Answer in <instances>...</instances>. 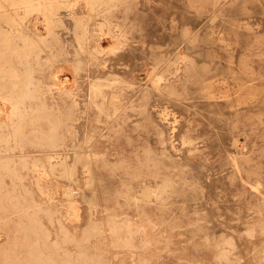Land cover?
Masks as SVG:
<instances>
[{"label": "rangeland", "instance_id": "obj_1", "mask_svg": "<svg viewBox=\"0 0 264 264\" xmlns=\"http://www.w3.org/2000/svg\"><path fill=\"white\" fill-rule=\"evenodd\" d=\"M221 1L213 22L206 0H128L126 21L120 2L117 45L103 7L57 12V81L34 76L65 148L11 144L26 167L0 188L20 202L0 212V264H264V0ZM22 26L46 35L40 13Z\"/></svg>", "mask_w": 264, "mask_h": 264}, {"label": "bare ground", "instance_id": "obj_2", "mask_svg": "<svg viewBox=\"0 0 264 264\" xmlns=\"http://www.w3.org/2000/svg\"><path fill=\"white\" fill-rule=\"evenodd\" d=\"M78 1L79 0H75L71 3L68 0H0V188L5 184L3 182L6 177H8L13 183L19 182L21 179L20 171L26 167L24 164L15 166L12 161L8 159V152L11 149V144L13 147H15V149H23L28 144L35 147L37 146L45 148L50 152L51 156H57L60 152L64 151L65 138L68 134V126L59 115L47 108L46 95L51 94V88H44V83L36 80L34 73L38 72L42 75L44 73H49L50 81L54 84L57 81L58 72L53 70L57 57V52L53 44V40H56L53 32V27L57 22L56 14L61 9L74 14V10ZM206 1L210 2L213 8V10L210 12V19L211 22H213L215 19V12L218 10L222 1ZM120 2L123 3V6L125 7L126 13L123 19L126 21L128 19V10H130L128 7V0H84V9H86V11L89 13L88 19L98 17L99 9L102 7L104 8L103 11L106 12L103 15V20L98 24L97 28L100 33H106L107 36L113 38V40L116 41V45L117 42L120 43V41L128 43L132 38V26L128 28V30L124 31L122 30L121 24L116 23L113 19L115 17L113 12L116 8V5H118ZM35 12L40 13L46 21L45 37L37 36V38H33L25 32L26 29L23 28L24 26H22V21L30 14ZM173 22L175 23L174 18ZM174 23L173 25H175ZM61 25L63 24L61 23ZM75 26L76 29L81 30L80 34H77V41L82 42V40L85 39L83 33V20L76 19ZM192 37L196 38V33H194ZM116 45H114V47ZM78 46L80 47L79 44L77 47ZM54 50L55 53H53ZM48 52H50V55L44 58V55ZM81 52L83 51L81 50ZM149 79H151L152 85L155 88H159L161 86L160 83L165 81L164 77L157 76L154 73ZM112 83L113 81L111 82V85ZM166 83L168 82L166 81ZM100 85L97 83L91 84V88L89 89L91 90L92 101L101 95L102 90ZM70 88L73 89V87ZM67 89L68 88H66V90ZM116 97L117 96L113 94L111 101L116 99ZM88 141L89 139H87V142ZM42 174L44 173H41V175ZM19 205L20 202L18 198L0 195L1 213H7L9 211L15 210ZM40 225L42 226V224ZM67 256H69V254Z\"/></svg>", "mask_w": 264, "mask_h": 264}]
</instances>
